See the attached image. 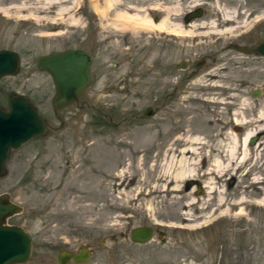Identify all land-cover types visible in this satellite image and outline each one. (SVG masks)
<instances>
[{
    "label": "rangeland",
    "instance_id": "374dc122",
    "mask_svg": "<svg viewBox=\"0 0 264 264\" xmlns=\"http://www.w3.org/2000/svg\"><path fill=\"white\" fill-rule=\"evenodd\" d=\"M8 3L19 8L0 12V48L16 51L19 64L0 77V105L23 93L48 125L44 135L9 150L0 175V193L21 207L5 222L31 236L28 259L15 264H58L44 253L81 244L93 250L79 264H107L108 235L125 228L126 217L127 228L159 223L164 233L140 245L119 240L139 264H264V203L257 200L264 195V128L260 121L245 124L264 110V56L227 47L264 37V0H0ZM58 4L66 7L60 14ZM194 5L201 14L184 21ZM165 8L182 33L113 24L122 10L155 23ZM221 9H235V21ZM68 47L91 54L90 80L76 101L54 109L53 81L36 59ZM203 56L191 73V62ZM146 107L152 112L144 116ZM254 126L257 138L245 161L206 177L213 157L207 144L230 130L240 139ZM192 135L200 141L188 158L191 176L177 189L170 188L174 181L158 187L163 151L188 144ZM111 166L134 177L101 192L94 179Z\"/></svg>",
    "mask_w": 264,
    "mask_h": 264
},
{
    "label": "water",
    "instance_id": "95a60500",
    "mask_svg": "<svg viewBox=\"0 0 264 264\" xmlns=\"http://www.w3.org/2000/svg\"><path fill=\"white\" fill-rule=\"evenodd\" d=\"M201 14V8L189 9L184 16V21ZM160 18L153 17L154 21ZM228 47L244 54L264 55V37L253 43L231 42ZM202 59L193 60V66L197 69ZM19 56L16 51L8 48H0V77L13 74L17 71ZM185 61L180 60L176 66H184ZM90 58L81 48H64L41 54L36 59V67L49 73L54 92L51 98L54 109L70 104L78 99L80 92L90 80ZM194 71H191L193 73ZM254 95L257 91H252ZM152 112L146 107L143 115ZM48 125L45 118L31 103L28 96L23 93L13 92L7 96L6 107L0 105V175L5 172V160L9 150L19 147L30 138L44 135ZM256 134L247 139L248 144H253ZM197 192L201 190L196 185ZM21 210L19 204L11 201L8 194L0 193V264H14L28 259L31 251V236L18 224L6 223L5 218ZM152 228L147 225L135 226L130 231L133 241L144 242L151 237ZM89 249L81 244L75 252L61 248L56 257L59 264L71 260L83 262L88 258Z\"/></svg>",
    "mask_w": 264,
    "mask_h": 264
},
{
    "label": "bare ground",
    "instance_id": "6f19581e",
    "mask_svg": "<svg viewBox=\"0 0 264 264\" xmlns=\"http://www.w3.org/2000/svg\"><path fill=\"white\" fill-rule=\"evenodd\" d=\"M61 1L63 2L65 0H44V3L49 4V3L61 2ZM106 1L107 3H111L114 0H106ZM58 6L59 8L57 10V13L61 12L64 8H66L64 5H60V4H58ZM15 7L17 8L18 5L15 6V5H12V3H8V5L6 6L2 5L0 6V12L6 15L10 11H12V8H15ZM168 11H169L168 8L167 9L165 8L164 15L161 16L158 21H155V23H152L149 16L145 13L144 14L143 13L139 14L137 12L128 13L124 10L115 12L112 20H113V24L115 28L128 27L134 31L138 27H140L142 29L143 28H147V29L154 28V29L161 30V31L167 29L170 31V33L178 32V31L180 32L181 31L180 25L170 22V20L167 18ZM221 12L225 20H228V21L231 20L233 22L235 21V18H234L235 13H236L235 9H232V10L221 9ZM213 24L214 23H212L211 25ZM233 26L232 25L228 26L226 29H231L233 28ZM255 121L256 122L260 121L261 124H263L260 128H264V110L263 109H260L257 111L255 119H248L245 121V124L254 123ZM233 122L242 123L243 120L234 117ZM257 128L258 126L247 128V130H245L241 134L240 139H238V135L236 134L235 131L230 130V131L225 132L224 133L225 135H222L219 133L218 139L215 143H208L207 141L201 140L202 143H205V144L208 143L207 145H209L211 148H209L206 152L208 155L212 154L213 156L211 159V163H210L211 165L209 168H207L204 174L205 175L210 174L209 175V178H210V176H212L211 175L212 173L214 174L217 172L220 173V171L222 170L224 172L226 169L230 167V165L233 162L236 163L237 165H240L243 161H245L249 153V148H248L249 144L247 143V139L256 131ZM186 140H188L189 143L180 148H177V147L171 148L170 146H168L163 151L161 155L162 162L159 164V170H158V175L156 179L158 180V183H157L158 187L160 186L161 188H164V186H166V184L169 181L171 182L174 181L173 183H171L170 188L177 189L179 181H181L185 177L191 176L193 167H190V164H189L190 162L188 161V158L193 152L195 153V147L197 146L196 144H192V143L200 141V140H198V137L196 135L187 136ZM113 169L114 167L111 166L110 172H108L107 175L105 176L101 175L100 177H97L94 179L93 183L97 186L98 190H100L101 192H104L107 188H111V189L116 188L120 186L121 184H123V181H125L126 179H128L129 181L132 177H134L133 171L129 172L128 170L121 169L118 172H114ZM206 177H208V175H206ZM203 182H204L203 183L204 186H207V187L209 186L207 185L209 180L203 181ZM257 200H259V202L261 203H264V195L263 197ZM192 202L193 200H191L189 204Z\"/></svg>",
    "mask_w": 264,
    "mask_h": 264
},
{
    "label": "flooded vegetation",
    "instance_id": "af4514ba",
    "mask_svg": "<svg viewBox=\"0 0 264 264\" xmlns=\"http://www.w3.org/2000/svg\"><path fill=\"white\" fill-rule=\"evenodd\" d=\"M197 6H199V5H194L193 8H197ZM234 8L237 9L236 7H234ZM239 11H241L240 8H239ZM154 17H156L157 19L160 18V16H157V15H155ZM96 33L97 32H95V34L93 35V37H94V40H93L94 44H96L95 41H98V38L96 36L97 35ZM172 33L173 32H171V34ZM229 43H231V42H228L227 43V47H228V44ZM245 43H250V42H244L242 44H245ZM76 48H78V47H76ZM85 52L88 54V56L90 58V62H91V54H89L87 51H85ZM249 55H252V54H249ZM208 57L209 58H212V55H209ZM202 59H203V62H202V64L200 66H202L204 64L205 56H203ZM190 65H191L190 66V72L191 71L198 70L199 67H200L199 66L197 69H195L194 66H193V61L191 62ZM171 94H172L171 92H166L167 97L170 96ZM238 128H239L238 126H234V129L235 130H237ZM115 220L117 222V219H115ZM122 221H125V225H124L125 228H120V229H118L116 231H112L108 235V239L111 241V244H110V246H109L110 248H109V250L107 252L108 255H109L108 257L110 259V260L107 261V264H139V262H137V261L135 262V259H134L135 258V254L128 247H125V245L118 244L119 240L122 239L125 242L127 241L128 243H130V245H135V244H139L140 245V244H144L146 241L152 239L153 237H156L158 239H162L164 237V233H163L162 229H159V228H161L159 226V223H157L158 225H154V224H151V223H148V222H146V223L145 222H139L137 224L130 225V227L127 228L126 227L127 226V223H130L131 222V218L130 217H126V218L122 219ZM143 225L144 226L147 225V226H150L152 228L151 237L148 240L144 241V242H137V241L131 240V238H130V231H131V229L133 227H135V226H143ZM101 241H103V239ZM85 247L89 249V255H88V257H89L91 255L93 249L88 244H85ZM76 249L71 250V251L75 252ZM56 253H57V251L55 252V254H51L50 252H47V253H44V255L48 259H52L54 257V260L58 263L57 257H56ZM69 263L79 264L81 262H73V261L69 260V261L65 262L64 264H69Z\"/></svg>",
    "mask_w": 264,
    "mask_h": 264
}]
</instances>
